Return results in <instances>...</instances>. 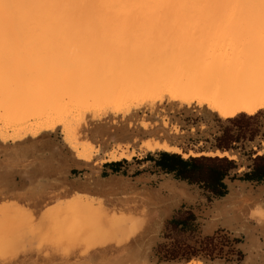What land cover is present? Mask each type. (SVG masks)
Returning a JSON list of instances; mask_svg holds the SVG:
<instances>
[{"label":"rangeland","instance_id":"1","mask_svg":"<svg viewBox=\"0 0 264 264\" xmlns=\"http://www.w3.org/2000/svg\"><path fill=\"white\" fill-rule=\"evenodd\" d=\"M163 24L124 25L121 29L127 32L102 33L101 38L68 43L33 42L35 50L31 45L29 50L20 46L23 50L19 55L10 52L0 56V163L4 157L1 152L20 153L26 159L28 151L37 166L46 153L52 157L55 169L61 170L54 185L47 186L48 199L43 204L34 197L26 201L0 200V264H165L163 260L170 258L164 249L157 253V246H144L148 242V236L142 234L149 222L146 208L139 203L124 209L109 208L106 202L72 187L80 173L87 171L76 167L80 160L133 162L148 152L170 149L184 158L235 160L236 174L241 176L253 154H264V147L255 141L246 146L234 145L233 151L225 154L215 151L213 144L229 119L220 118L195 98L188 101L193 100L189 105L171 101L168 91L174 81H194L216 93L264 74V35L257 34L264 30V21ZM111 42L161 46L169 53L141 58L145 59L142 64L133 61L122 71L115 70L119 74L111 68V72L103 73L102 66L103 72L98 74L94 73L98 70L91 73L68 69L57 75L59 84H53L54 88L37 86L46 77L37 71L36 63L41 65L38 68L48 63L52 68V63L62 70L66 64L71 69L78 65V60L63 56L64 61L58 52L49 53V44L54 48L73 45L71 50L79 43L103 46ZM20 44L27 45L26 41ZM34 69L39 73L37 80L33 79ZM40 123L56 125L38 130ZM248 124L253 127L256 122ZM1 145L11 150H3ZM38 182L44 181L38 178ZM21 183L24 189V181ZM229 237L219 233L202 241L208 246L191 250L183 246L186 250L180 249L178 255L186 258L170 264H218L216 260L221 264H246L240 246H229L243 240ZM133 239L137 240L134 249L128 246Z\"/></svg>","mask_w":264,"mask_h":264},{"label":"crops","instance_id":"2","mask_svg":"<svg viewBox=\"0 0 264 264\" xmlns=\"http://www.w3.org/2000/svg\"><path fill=\"white\" fill-rule=\"evenodd\" d=\"M229 127V124H225L220 136L223 130ZM259 127V123L256 122L253 126V136L247 134L244 140L234 145L246 146V143L255 141L262 147L264 140H261V136L264 135V129L257 131ZM232 131L237 130L234 127ZM1 149L8 152L11 150L3 145ZM213 149L224 154L233 151L220 150L215 144ZM58 151L61 155L60 150ZM161 152L177 154L164 150L153 151L148 152L145 157H136L133 162L107 160L90 163L80 160L76 167L81 171H87L80 173V179L74 181L72 185L77 183L79 193L100 199L109 204V208L124 209L133 203H139L146 208L149 222L143 227L142 234L148 236V242L144 246H165L167 256H171L169 252L178 246L182 251L186 250L183 246H188V250L197 249V246H208L207 242L202 241L212 239L221 233L243 240L233 242L229 246H240L246 264H264V180L242 179L245 173L252 171L253 160L262 157L263 152L252 156L249 154L248 158L251 156L253 160H249L247 171L241 176L236 174L238 163L231 160L236 163L237 168L222 180L224 187H221V190L226 188L227 191L224 197H217L212 191L205 190V187L177 179L175 173L163 170L156 163ZM2 154L4 157H1L0 163L1 201L28 200L21 181L27 179L31 182L37 171L41 174L39 178L44 181L43 185L50 187L54 185V179L58 178L61 172L60 167L55 169L52 157L46 153L41 155L37 166L31 162L33 160L28 151L26 159H22L20 153L1 152V156ZM149 154L153 159H147ZM181 157L185 160L190 158ZM60 160L59 158V162ZM184 257L180 254L175 259H165L163 262L180 263ZM216 262L221 264L222 261Z\"/></svg>","mask_w":264,"mask_h":264},{"label":"bare ground","instance_id":"3","mask_svg":"<svg viewBox=\"0 0 264 264\" xmlns=\"http://www.w3.org/2000/svg\"><path fill=\"white\" fill-rule=\"evenodd\" d=\"M251 19L264 21V0H0V56L13 52H17L15 54L19 55V50H23L20 46L27 48L24 50H29L31 47L34 49L32 46L33 42L89 40L98 38L102 33L127 32V28V30H122L124 25L125 27H127L126 25L132 27L141 25L144 27L147 24H190L196 21L239 22ZM109 26L111 28H108ZM257 34L264 35V30L258 31ZM22 41H26L27 45L20 44ZM28 42H32V44ZM115 42L114 44L111 42V44L103 46L97 43H95L96 45L88 44L87 46L86 44L81 46L79 43L74 46H80L81 48L74 47L71 50L69 49L73 45L68 47L69 45L66 43L67 46H65L68 49L65 46L57 47L54 45L55 49L53 44H49L51 47H48L52 50L49 49V53L55 51L62 55L64 61L68 57L75 59V61L78 60L79 63L77 61L76 64L78 65L72 69L69 65L67 67L66 64L64 70H62L63 68L59 69V65V67L56 65V69L52 63V68H50L48 63V65H43L42 68L44 67V69H42L38 68L41 65L36 63L37 71L39 73L42 71L46 77L37 86L54 88L55 83L59 84L57 75L61 72L66 73L68 69V72L72 70L74 72L76 70L80 72L81 70H87L91 73L98 70V72H94L95 74L100 71V73L103 71V73L111 72L112 69L119 74V71L115 70L122 71L129 67L133 61L136 64L139 62L143 63L145 59L141 60V58H147L150 55L151 57H157L158 55L157 58H159V56L162 57L169 53L161 46L151 48L146 47V45H135L136 43L122 44L123 42ZM28 45H31V47H28ZM34 45L36 46V44ZM53 65L55 68H53ZM45 66H49V68ZM35 69L36 77L34 76L33 79L37 80L39 75H37L38 72ZM50 83L51 85H49ZM53 84L54 86H52ZM168 91L171 101L186 103L190 99L195 98V100H198L199 105L207 106L222 118H232L240 113L252 115L258 110L264 109V74L254 79L250 78L242 82L241 85L230 84L222 91L216 93L210 91L207 85L194 81H174L168 85ZM190 102L192 103L193 100ZM191 103L188 102L187 104ZM48 123L50 124V122ZM48 123L47 125L40 123L36 127L38 130H45L53 129L56 125L55 123L52 125ZM164 151L170 152V149H164ZM73 186L78 188L77 183H74Z\"/></svg>","mask_w":264,"mask_h":264},{"label":"trees","instance_id":"4","mask_svg":"<svg viewBox=\"0 0 264 264\" xmlns=\"http://www.w3.org/2000/svg\"><path fill=\"white\" fill-rule=\"evenodd\" d=\"M231 125L225 128L221 136L216 138L215 147L229 151L234 149V143L244 140L249 133L250 136L254 134V129L249 122H255L250 116L241 115L233 119L227 120ZM236 132H233V128ZM147 159H153L150 154ZM158 166L167 172L175 173L177 179L188 181L189 183L201 185L205 190L212 191L217 197H224L227 194L226 188H223L222 180L227 177L230 172L237 168L234 161L227 158H207V157H190L185 160L178 154H170L166 152L160 153V158L156 160ZM242 179L249 181H263L264 180V156L257 157L253 160V168L250 173H245ZM218 187V188H217ZM220 188V190H219ZM165 246H157V253H160ZM180 250V246L171 251L174 254L168 259H175ZM189 260V259H188ZM190 262V260L188 261Z\"/></svg>","mask_w":264,"mask_h":264},{"label":"snow or ice","instance_id":"5","mask_svg":"<svg viewBox=\"0 0 264 264\" xmlns=\"http://www.w3.org/2000/svg\"><path fill=\"white\" fill-rule=\"evenodd\" d=\"M251 119L259 123L260 127L257 129V131L264 129V109H261L257 114H253ZM261 140H264V135L261 136ZM261 146L264 147V143H262ZM40 175L41 174L37 171L31 182H29L27 179L24 180V192L29 198L34 197L41 204H43V202L48 199V188L47 186L38 182ZM136 243L137 240L133 239L128 245L129 248L134 249Z\"/></svg>","mask_w":264,"mask_h":264}]
</instances>
